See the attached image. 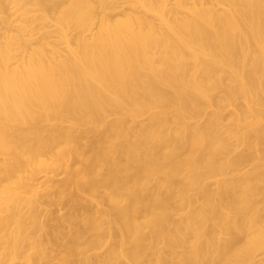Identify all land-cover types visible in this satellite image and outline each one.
<instances>
[{"label": "bare ground", "instance_id": "obj_1", "mask_svg": "<svg viewBox=\"0 0 264 264\" xmlns=\"http://www.w3.org/2000/svg\"><path fill=\"white\" fill-rule=\"evenodd\" d=\"M124 4L0 0V264L264 251V0Z\"/></svg>", "mask_w": 264, "mask_h": 264}, {"label": "rangeland", "instance_id": "obj_2", "mask_svg": "<svg viewBox=\"0 0 264 264\" xmlns=\"http://www.w3.org/2000/svg\"><path fill=\"white\" fill-rule=\"evenodd\" d=\"M122 0H107V4L109 6L118 7L116 9L118 12L124 10L125 8H128V5H121ZM62 178V176L56 177V179ZM45 192V187L40 186L38 189V193L43 195ZM70 205L66 202L60 203V204H44L40 207V213L41 217H45L48 213H53L56 216H64L67 214L69 210ZM264 260V251L257 249L253 251L252 259L246 261L244 264H255L259 260ZM57 264V261L54 260L51 262V264Z\"/></svg>", "mask_w": 264, "mask_h": 264}]
</instances>
